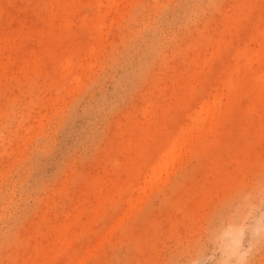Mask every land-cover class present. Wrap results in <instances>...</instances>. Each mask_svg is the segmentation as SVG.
Segmentation results:
<instances>
[{
  "label": "rangeland",
  "instance_id": "1",
  "mask_svg": "<svg viewBox=\"0 0 264 264\" xmlns=\"http://www.w3.org/2000/svg\"><path fill=\"white\" fill-rule=\"evenodd\" d=\"M0 264H264V0H0Z\"/></svg>",
  "mask_w": 264,
  "mask_h": 264
},
{
  "label": "bare ground",
  "instance_id": "2",
  "mask_svg": "<svg viewBox=\"0 0 264 264\" xmlns=\"http://www.w3.org/2000/svg\"><path fill=\"white\" fill-rule=\"evenodd\" d=\"M67 63H68V62H67ZM217 96H218V95H217ZM212 103H213V102H212ZM206 104H207V103H206ZM206 104H205V106H204V107H205L204 110H207V111H208L210 107H207ZM214 104H215V103H214ZM212 105H213V104H212ZM202 107H203V106H202ZM204 107H203V108H204ZM206 107H207V108H206ZM203 108L201 109V111H203ZM212 108H213V107H212ZM210 109H211V108H210ZM198 111H199V110H198ZM200 113H201V112H200ZM213 113H214V112H213ZM213 113H212L211 115H213ZM201 114H202V113H201ZM209 114H210V113H209ZM198 115H199V113H198ZM203 115H204V113H203ZM195 116H196V115H195ZM200 117H201V116H200ZM207 123H208V122H207ZM199 124H200V123H199ZM200 125L202 126V124H200ZM190 128H191V127H190ZM193 128H195V127H193ZM184 131L187 132L186 130H184ZM188 131H189V130H188ZM185 132H184V133H185ZM199 132H200V131H199ZM194 133H195V132H194ZM181 134H182V133H181ZM188 134H189V132H188ZM195 135H196V134H195ZM178 138H179V136H178ZM178 138L176 139L177 141H178ZM187 138H188V137H187ZM190 139H191V138H190ZM183 140H184V139H183ZM183 140H182V138H181V141H182V142H183ZM198 140H199V139H198ZM174 141H175V140H174ZM193 141H194V140H193ZM193 141H192V142H193ZM173 143H175V142H173ZM173 143H172V144H173ZM183 143H184V142H183ZM189 143H190V142H189ZM183 145H184V144H183ZM178 146H179V145H178ZM178 146H177V147L174 146L175 148H174V149H171V153H172V151L175 150V151L172 153V155H171V153L169 152V154L172 156V158H170V159L173 160V159H174L173 157H176V160L178 159L177 156H178L179 153H176V148L178 149ZM182 147H184V146H182ZM170 148H171V146H170ZM172 148H173V147H172ZM168 149H169V147H168ZM179 149H180V148H179ZM169 151H170V150H169ZM178 151H179V150H178ZM178 151H177V152H178ZM183 151H184V149H183ZM165 152H166V151H165ZM166 153H167V152H166ZM174 153H175L177 156H176ZM163 154H164V153H163ZM173 154H174V155H173ZM171 156H170V157H171ZM162 158H163V157H162ZM168 158H169V157H168ZM170 159H168V160H170ZM161 160H162V159H161ZM172 160H170V161L172 162ZM167 163H169V161H168V162H164V161H162V163H160V164H167ZM155 171H156V170H155Z\"/></svg>",
  "mask_w": 264,
  "mask_h": 264
}]
</instances>
